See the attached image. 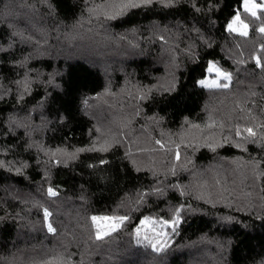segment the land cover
<instances>
[{"label":"trees","instance_id":"1","mask_svg":"<svg viewBox=\"0 0 264 264\" xmlns=\"http://www.w3.org/2000/svg\"><path fill=\"white\" fill-rule=\"evenodd\" d=\"M111 2L0 0V264H264V70L254 60L264 63V14L249 16L243 0H179L115 20L87 12ZM237 11L248 37L226 29ZM209 62L232 73L229 88L198 85ZM25 79L26 92L15 83ZM246 127L256 143L242 139ZM112 138L107 152L50 155ZM181 205L175 231L140 225ZM93 215L130 219L99 241ZM138 226L148 240L137 243Z\"/></svg>","mask_w":264,"mask_h":264},{"label":"snow or ice","instance_id":"2","mask_svg":"<svg viewBox=\"0 0 264 264\" xmlns=\"http://www.w3.org/2000/svg\"><path fill=\"white\" fill-rule=\"evenodd\" d=\"M88 0H85V3H87ZM179 0H112V2L108 5V8L105 9L103 5H97L96 7H89L87 9V12L89 13L90 17L91 16H96L98 19L100 16H103L105 20H115L117 18H120L128 13L129 10L132 9H139V8H147L151 7L154 4L161 5L165 8L169 7H176L177 3ZM195 7V6H194ZM49 11L52 12L54 11V6L49 4L48 5ZM100 9V11H98ZM199 11V9H196ZM243 11L247 13L249 16L255 18L256 20H260V15H258V11L262 14H264V0L262 2L257 3L256 0H243ZM249 28L250 25L245 21V19H242L240 12L237 11L230 22L226 25V29L230 33H236L241 37H248L249 36ZM258 31L262 34H264V24H261L259 27ZM161 40H163V37H160ZM261 51H264V44L260 45ZM0 51H6V49L3 48L2 45H0ZM255 60V66L264 70V63H262L261 56L260 55H255L254 56ZM207 73H215V75L218 78H222L223 81H226L225 83H221L220 79H213V80H208L206 78L200 79L197 83L201 87L209 88V89H227L230 87V83L232 80V73L231 72H226L223 71L221 68L217 66L216 63L214 62H209L206 68ZM17 85L23 86L25 92L28 91V81L22 80V81H16L15 82ZM151 91V89H149ZM0 99H3V96H0ZM20 99H23V94H21ZM140 99H145V96H140ZM192 127L194 128H199L200 126L198 124H193ZM209 128L214 127L213 124L208 125ZM260 128L264 129V124L259 125ZM244 132L247 133L246 136L242 137L243 140L249 141L251 143H256L258 133L256 130H254L253 127H246L244 128ZM237 136H241V130L237 127L236 133ZM227 139V138H225ZM259 139L264 140V133L259 135ZM114 143H118V141L115 140V138H112L111 141L105 140L104 144L100 146L99 149L96 148L95 141H93V144L91 147H81V148H76L73 152H68L66 149H60L57 148L55 151H52L50 153L51 156H56L57 153H59L62 156H67L68 158H75L76 154L85 152V151H101V152H107L110 147L113 146ZM155 144L159 145L161 148H165V145L160 141L156 140ZM203 147H206L210 149L211 151L215 152L217 146H223L221 145H216L213 143H207L205 142ZM234 147L237 148H243L244 151H247V148L243 147V144L239 143H233ZM168 151H172V149H168ZM174 160L179 163L181 161V153L179 149L177 148L174 153ZM55 163L59 164L60 161L56 160ZM101 164L107 163L105 160L100 161ZM135 163V161H133ZM188 163H191L189 160ZM184 167L185 165H181ZM19 171V169H17ZM173 175L176 174V168L172 167L170 169ZM219 183V181H217ZM173 188H179L178 185H172ZM156 192H162V189L157 188L155 190ZM183 191L181 190V195H183ZM46 195L49 197H57L59 195V191L56 188H53L51 186L47 187L46 189ZM183 211V205L178 207L176 209V215L173 219L171 220H164V221H156L151 217H144L142 220H140V225L143 227H149L150 225H154L156 223H161L164 226H171L172 230L175 231L176 226L181 222V218L179 216V213ZM53 213L49 211L47 208L43 209V217L45 221V226L47 228V231L50 233L55 234L57 231V228L53 226V223L50 221V217H52ZM91 221L93 225L96 227L95 231V239L99 241L105 240L107 237L111 236L113 232L118 231L125 222L129 221L130 217L127 215L123 216H109V215H104V216H97L93 215L91 216ZM228 219H232L229 217ZM103 222V223H102ZM103 229L105 230H102ZM153 231H155L153 229ZM134 235L136 237L137 243L141 242V239L143 240H148L149 237L148 235H144L141 238V227H136L134 229ZM157 236L159 235H164L167 236V233L161 232V233H156ZM159 243V241H158ZM166 245V241L164 243H160V246L158 247L157 244L153 243L151 244V247L157 251L160 252L163 250V248ZM63 264L62 259H58L56 256H53L51 260H42L40 264Z\"/></svg>","mask_w":264,"mask_h":264},{"label":"rangeland","instance_id":"3","mask_svg":"<svg viewBox=\"0 0 264 264\" xmlns=\"http://www.w3.org/2000/svg\"><path fill=\"white\" fill-rule=\"evenodd\" d=\"M256 2H257V3H260V2H262V1H260V0H256ZM242 7H243V6H242ZM206 79H208V80L220 79V82H221V83H225V82H226V81H223L222 78H218V77L215 75V73H207V77H206Z\"/></svg>","mask_w":264,"mask_h":264}]
</instances>
